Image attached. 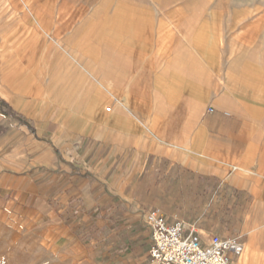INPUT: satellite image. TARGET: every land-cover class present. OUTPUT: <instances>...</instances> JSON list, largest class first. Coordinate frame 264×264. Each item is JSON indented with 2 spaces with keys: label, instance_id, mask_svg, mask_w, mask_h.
<instances>
[{
  "label": "crops",
  "instance_id": "0c3cea01",
  "mask_svg": "<svg viewBox=\"0 0 264 264\" xmlns=\"http://www.w3.org/2000/svg\"><path fill=\"white\" fill-rule=\"evenodd\" d=\"M99 3L84 50L96 84L85 99L78 76L66 98L81 100L63 107L34 79L48 32L31 17L55 5L11 8L21 18L0 37V251L21 264H149L145 215L159 207L186 234L239 238L249 252L235 264H264L249 231L264 193V0H199L166 19L164 0ZM29 28L25 47L13 32Z\"/></svg>",
  "mask_w": 264,
  "mask_h": 264
},
{
  "label": "rangeland",
  "instance_id": "374dc122",
  "mask_svg": "<svg viewBox=\"0 0 264 264\" xmlns=\"http://www.w3.org/2000/svg\"><path fill=\"white\" fill-rule=\"evenodd\" d=\"M23 5H20L18 0H2L0 5V37L14 28L17 22L20 20V13L17 10L11 8L24 9L29 8H41L47 10L52 5H55V9L52 10L50 15L41 16L39 19L40 25L48 33H37L36 41L43 40L42 47L40 49L41 61L35 63L36 69L34 71V79L36 81L38 92H55V103L58 106H66L71 104L75 100H81L84 93V98L91 94L93 87L95 86V61H87L84 53L87 45V39L95 36L96 28V15H92L100 2L101 8L105 5V13L107 10L112 9L113 4L115 8L118 7H133V8H160V0H23ZM194 1L199 0H164V19L165 15L169 14L168 10L175 9L177 7L185 6V8L192 9ZM99 3V5H100ZM195 3V4H196ZM26 5V6H25ZM67 9H64V7ZM66 10L68 12H66ZM82 10H87V15L83 16ZM128 14V12H125ZM76 16V17H75ZM75 17L73 21L72 18ZM124 18L136 19V17H129L126 15ZM34 17L31 20L34 22ZM171 19L175 20V17ZM41 27V28H42ZM22 28V27H21ZM20 28V30H21ZM14 36H18V40L24 42L25 47L30 46L33 43L34 35L32 34V28L27 29L21 34V31L15 33ZM12 37V36H11ZM88 40V41H89ZM26 51V49H24ZM36 58L33 54V59ZM35 60H33L34 62ZM32 66V65H30ZM34 66V64H33ZM22 68L21 65L18 69ZM26 70V69H25ZM28 72V69L26 70ZM39 72V73H38ZM84 75L89 79L88 87L85 91L78 95H73L71 99L67 100L66 95L70 92L75 79ZM94 76V77H93ZM89 90V92H88ZM51 97V96H50ZM83 100V99H82ZM259 207L254 209L253 216L250 220L249 231L251 236L261 234L260 237L264 242V208L260 205L264 201V193H260L258 197ZM262 254V255H261ZM259 252V255L264 257V253ZM23 258L18 255H12L0 251V264H21ZM260 262V260H259Z\"/></svg>",
  "mask_w": 264,
  "mask_h": 264
},
{
  "label": "built area",
  "instance_id": "2783aa9c",
  "mask_svg": "<svg viewBox=\"0 0 264 264\" xmlns=\"http://www.w3.org/2000/svg\"><path fill=\"white\" fill-rule=\"evenodd\" d=\"M152 230L149 264H235L245 244L213 232H185L182 221L168 222L159 207L145 215Z\"/></svg>",
  "mask_w": 264,
  "mask_h": 264
},
{
  "label": "bare ground",
  "instance_id": "6f19581e",
  "mask_svg": "<svg viewBox=\"0 0 264 264\" xmlns=\"http://www.w3.org/2000/svg\"><path fill=\"white\" fill-rule=\"evenodd\" d=\"M37 19H40V18H37ZM36 20V19H35ZM39 73V72H38ZM244 250H245V247H244ZM244 250H243V252H242V258H246V256L248 255V252H249V249H247L245 252H244ZM253 253V252H252ZM261 254V253H260ZM240 255V256H241ZM262 255V254H261ZM249 257V256H248ZM255 258H256V260L257 261H259L260 260V262H264V257H262L261 258V256L258 254V253H256V256H255ZM247 260H249V258L248 259H246V261L245 262H247Z\"/></svg>",
  "mask_w": 264,
  "mask_h": 264
}]
</instances>
